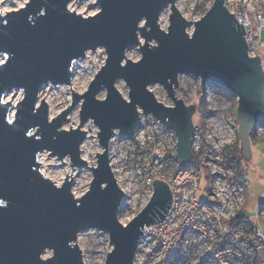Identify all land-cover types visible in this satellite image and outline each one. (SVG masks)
<instances>
[{
	"label": "water",
	"instance_id": "95a60500",
	"mask_svg": "<svg viewBox=\"0 0 264 264\" xmlns=\"http://www.w3.org/2000/svg\"><path fill=\"white\" fill-rule=\"evenodd\" d=\"M176 1L95 0L94 7L102 11L85 20L67 10L71 0H28L23 9L0 16V201L4 202L0 206V264H84L77 236L87 230L107 233L111 249L115 246L112 253H106L104 264H132L142 228L165 219L171 192L165 182L153 181L150 199L127 223L128 228L118 224L124 193L115 186L109 163L112 129L119 128L121 136H132L140 110L144 117L150 115L173 131L175 156L181 166L187 165L192 158L195 108L175 93L180 75L199 78L201 94L206 83L212 82L235 97L237 136L242 156L249 158L250 137L264 119V73L259 58L248 55L244 28L227 10L225 0H213L194 22L181 16ZM167 7L171 14L163 31L158 20ZM141 19L148 21L150 31L138 28ZM191 25L189 35L186 30ZM138 31L145 37H141L142 43L137 40ZM153 38L159 47L150 50ZM136 44L139 60L124 55L128 66L121 68L124 50ZM97 47H105L109 54L106 69L100 75L104 62L82 94L70 89V104L49 123L48 106L39 100V92L46 86L70 88L73 63L84 60L85 52ZM118 80L128 87V100L117 91ZM154 82L164 87L172 106L156 100L148 89L155 84L145 86ZM96 86L105 90L104 99H97L100 90ZM19 92L22 98L16 104L5 101ZM37 99L39 109H35ZM78 103V126L62 129ZM7 116L13 118L11 124ZM88 121L98 129L102 151L96 153V165L90 168L92 179L77 201L70 194L72 177L69 180L66 174L61 183L65 186L56 189L40 173L36 157L50 150V156L61 162L67 157L71 167H85L80 146L86 132L81 128ZM33 128L35 135L27 136ZM37 136L41 138L37 140ZM105 182L108 187L101 190ZM45 249L54 251L48 261L41 260Z\"/></svg>",
	"mask_w": 264,
	"mask_h": 264
},
{
	"label": "built area",
	"instance_id": "2783aa9c",
	"mask_svg": "<svg viewBox=\"0 0 264 264\" xmlns=\"http://www.w3.org/2000/svg\"><path fill=\"white\" fill-rule=\"evenodd\" d=\"M224 5L244 28L248 55L259 58L264 73V0H225ZM233 5L236 10L230 9ZM138 112L132 136L123 138L136 139L139 152L150 159L139 182L144 205L152 195L155 180L167 184L171 203L162 222L142 228L132 264L134 259L135 264H264V233L241 213L246 190L242 168L229 162L227 154L211 147L210 142L203 144L201 127L195 125L191 161L181 166L175 156L176 141L172 148L164 143L171 135L176 138L173 131ZM262 128L259 124L251 137L256 138ZM109 163L111 166L110 156ZM203 169L209 185L206 200L199 201L196 194ZM111 170L118 184L112 166ZM119 187L124 193L125 189ZM261 213L257 210L256 222Z\"/></svg>",
	"mask_w": 264,
	"mask_h": 264
},
{
	"label": "rangeland",
	"instance_id": "374dc122",
	"mask_svg": "<svg viewBox=\"0 0 264 264\" xmlns=\"http://www.w3.org/2000/svg\"><path fill=\"white\" fill-rule=\"evenodd\" d=\"M27 1L5 0V4L0 5V8L7 6L16 10L20 8L21 3L25 4ZM212 2L213 0H177L175 6L184 19L194 22L203 16L211 7ZM94 3L95 0H78L77 4L73 6L83 16H90V13H96L98 10L97 7H94ZM88 7L91 8L87 9ZM229 7L232 10H236L235 5ZM169 14L171 12L169 7H167L159 16L158 25L163 31H166L169 25ZM161 22L163 23L162 26ZM192 31L193 27L191 25L186 32L190 35ZM261 40L264 41V32L261 34ZM140 42L142 43L143 39ZM150 44L152 45V42ZM125 57L131 61H137L140 58V52L137 47H131L125 53ZM79 61H81L79 64L82 68L77 69L76 79L73 82L74 72L72 66V84L70 88L65 86H46L40 92L39 100L43 99L46 102L48 114L53 118L70 104L71 90L77 94H82L86 91L94 75L104 65L105 53L103 51L99 53L93 51L86 55L84 60ZM83 84L86 86L79 89ZM115 87L121 96L128 100V87L124 81H116ZM148 89L154 94L157 101L166 106H172V102L162 85H151ZM199 91V78L192 75H180L178 77V87L175 93L186 105L195 108L192 123L195 126L201 127L199 133L203 144L208 141L211 143V147H215L221 154H227L238 144L240 146V142H237V126L235 123L236 99L212 82L206 83L205 92L202 96H199ZM105 93V90L102 88L97 94V99H104ZM11 96L12 94L8 95L5 101L16 104L22 98L21 92ZM79 110L80 103L68 115L69 120L63 123L62 129L68 130L69 126L70 128L78 126ZM261 127H264V125H261ZM81 129L86 132V139L83 143L87 152L82 154L80 151L81 158L87 164L85 167H71V163L67 157L61 162L56 157H51L48 154H42L41 156L43 160L41 168L44 170V176L54 184L61 185L66 174L73 175L72 183L74 184L71 186V190L75 197H81L87 191L92 179L90 168L96 165V153L102 151L97 139L98 129L93 122L88 121ZM262 130L256 138L250 137V156L248 159L243 157L241 162L246 182L245 203L241 213L246 216L250 223L259 227L264 233V129L262 128ZM257 138L259 139L258 141L256 140ZM174 140L176 141V138L174 139L171 135L169 140L165 139V146L172 148ZM134 141L137 140L124 139L123 136L115 133L111 146H109L111 166L118 177L119 186L125 189L124 198L118 212V219L122 222L124 221L125 224L131 221L144 205V198L139 191V182L144 173L143 169L149 165L150 160L148 154L139 152L137 144ZM201 174L196 197L199 201H205L209 180L206 177V170L203 169ZM260 209L262 213L259 216L258 222H256L255 215L257 210ZM77 246L81 251L84 264H104L106 253L111 250L107 233L96 230H87L79 233L77 236Z\"/></svg>",
	"mask_w": 264,
	"mask_h": 264
},
{
	"label": "clouds",
	"instance_id": "9594fccd",
	"mask_svg": "<svg viewBox=\"0 0 264 264\" xmlns=\"http://www.w3.org/2000/svg\"><path fill=\"white\" fill-rule=\"evenodd\" d=\"M77 2H78V0H71V2L70 3H68L67 4V10L70 12V13H72V12H75V13H77L78 15H80V16H82V13L80 12V11H77L76 10V8L73 6L74 4H77ZM8 9H5V11H7ZM164 10H165V8L163 9V11L159 14V16L164 12ZM98 11H102V9L101 8H99L98 9ZM41 15H43L44 14V10L43 9H41V13H40ZM90 15H95L94 13H90ZM87 16H84V18H86ZM29 19H31V17H29ZM148 23V21L146 20V19H141L140 21H139V24H138V28L139 29H145L146 31H150V28H148V29H146V24ZM156 23H157V21H156ZM160 30V29H159ZM161 31V30H160ZM162 32V31H161ZM162 33H164V34H169V33H165V32H162ZM136 36H137V40L138 41H140L141 40V37H144V36H142L141 34H140V32L138 31L137 33H136ZM145 38V37H144ZM188 38H190L191 39V37L189 36ZM149 41H151L152 42V46L151 47H148L150 50L151 49H156V48H158L159 47V44H158V41L156 40V39H151V40H149ZM137 46V44L134 46V47H136ZM133 48V47H132ZM129 49H125L124 50V52H123V58L121 59V61H120V67L121 68H124V67H126V66H128V63H126L125 61H124V55H125V53L128 51ZM101 51H103L104 53H105V65H104V67L101 69V72H100V75H102V70H105L106 69V66H107V64H108V62H109V54L107 53V50H106V48L105 47H97L96 49H95V52L96 53H99V52H101ZM93 51L92 50H87L86 52H85V56L86 55H88V54H90V53H92ZM141 62V61H140ZM140 62H138V63H136L135 65H137V64H139ZM121 79V78H120ZM123 79V78H122ZM125 80V79H124ZM98 81V80H97ZM156 83H159V82H154V83H149V84H146L145 86H147V85H150V84H156ZM49 84H51V83H49ZM48 84V85H49ZM161 84V83H160ZM145 89H146V87H145ZM100 90V87L98 88L97 86H96V91H99ZM110 91V90H109ZM21 92H23V90H21ZM41 92V91H40ZM40 92H39V94H38V97H39V95H40ZM146 92H147V90H146ZM148 93V92H147ZM85 99V98H84ZM83 102V101H82ZM35 109H39V104H38V99L35 101ZM48 113V112H47ZM13 116H15V113H13ZM89 119H92L93 121H95V123L97 124V122H96V119H95V117H92V116H89L88 117ZM9 119H11L12 121H13V118H9L8 116H7V121L9 120ZM47 120H48V122L49 123H52L53 122V117H51L49 114L47 115ZM98 125V124H97ZM100 127V126H99ZM101 128V127H100ZM58 131L59 132H63V130L59 127L58 128ZM36 132V129L35 128H33L31 131H28L27 132V136H29V137H31L30 135H29V133H35ZM64 133V132H63ZM112 133H119V128H113L112 129ZM101 137H102V131H101V133H100V139H101ZM41 137H39V136H37L36 137V139L37 140H39ZM109 139V138H108ZM107 139V140H108ZM107 142V141H106ZM78 151H79V146H78ZM42 154H52V152L50 151V150H45V151H42V152H40L39 154H38V156L36 157V159H37V161H38V164L39 165H41L42 163H43V160L41 159V156H42ZM67 155V154H66ZM67 156H71V155H67ZM102 157V156H101ZM98 168H99V164H98ZM98 168H97V170H98ZM39 171H40V173H42V175H43V177L48 181V179L44 176V170H43V168H40L39 169ZM114 179V178H113ZM114 184H115V186H117V188L119 189V187H118V185L115 183V180H114ZM65 186V185H64ZM64 186H61L60 184H54V187L56 188V189H62ZM105 187H108V184H107V182H105V183H102L101 185H100V188H101V190H103ZM119 191H120V189H119ZM70 194H71V196L72 197H74L75 199H77V198H79V197H75L74 195H73V193L70 191ZM3 204H4V202H3ZM79 206V205H78ZM119 216V215H118ZM117 216V217H118ZM117 219V218H116ZM117 222H118V224L119 225H123V226H126L127 224H125V222L123 221H121V220H117ZM114 248H115V246L113 245L112 246V249L110 250V252L112 253L113 251H114ZM54 257V251L53 250H49V249H45V251L43 252V254L41 255V260L42 261H48V260H50V259H52ZM134 264H135V259H134Z\"/></svg>",
	"mask_w": 264,
	"mask_h": 264
},
{
	"label": "snow or ice",
	"instance_id": "6c2138e0",
	"mask_svg": "<svg viewBox=\"0 0 264 264\" xmlns=\"http://www.w3.org/2000/svg\"><path fill=\"white\" fill-rule=\"evenodd\" d=\"M5 4V0H0V5H4ZM25 7V5L23 4V3H21L20 4V8L21 9H23ZM5 9H8L7 11H5ZM14 9L13 8H10V7H7V6H5V7H3V8H0V16H5V15H7L8 13H10L11 11H13ZM82 17H84L83 15H82ZM96 17V15H93L92 16V18H95ZM89 17H86V18H84L85 20H87ZM3 23H5V24H7L8 23V21L5 19L4 21H3ZM146 26V25H145ZM16 115V114H15ZM13 121L11 120V119H9L8 120V123L9 124H11ZM29 135L32 137V136H34L35 135V133L33 134V133H29ZM104 189H107V187H105ZM77 201H79L80 200V198H77L76 199ZM3 205V201H0V206H2ZM128 226L129 225H126V226H124L123 227V229H127L128 228Z\"/></svg>",
	"mask_w": 264,
	"mask_h": 264
},
{
	"label": "trees",
	"instance_id": "16d2710c",
	"mask_svg": "<svg viewBox=\"0 0 264 264\" xmlns=\"http://www.w3.org/2000/svg\"><path fill=\"white\" fill-rule=\"evenodd\" d=\"M198 94L199 96H202L200 95V91L198 92ZM260 124L264 125V119L260 122ZM237 142L239 143L238 138H237ZM227 158L229 162H235L238 164L239 167H241L243 156L239 144L232 151H229L227 153Z\"/></svg>",
	"mask_w": 264,
	"mask_h": 264
},
{
	"label": "bare ground",
	"instance_id": "6f19581e",
	"mask_svg": "<svg viewBox=\"0 0 264 264\" xmlns=\"http://www.w3.org/2000/svg\"><path fill=\"white\" fill-rule=\"evenodd\" d=\"M160 20H161V18H160ZM163 25V23L161 22V26ZM88 57V56H87ZM81 61H76V62H74V64H73V72H74V76H73V82L75 81V77H76V75H77V69H81L82 68V66L79 64ZM86 85L85 84H83L82 86H80L79 87V89H82V88H84ZM178 97V96H177ZM8 99V98H7ZM6 99V100H7ZM80 151H81V153L82 154H85L86 152H87V149L84 147V143L81 145V147H80ZM70 177H72V180H71V186L74 184V183H72V181H73V175H67V178L70 180Z\"/></svg>",
	"mask_w": 264,
	"mask_h": 264
},
{
	"label": "flooded vegetation",
	"instance_id": "af4514ba",
	"mask_svg": "<svg viewBox=\"0 0 264 264\" xmlns=\"http://www.w3.org/2000/svg\"><path fill=\"white\" fill-rule=\"evenodd\" d=\"M200 95H203V94H201V92H200Z\"/></svg>",
	"mask_w": 264,
	"mask_h": 264
}]
</instances>
